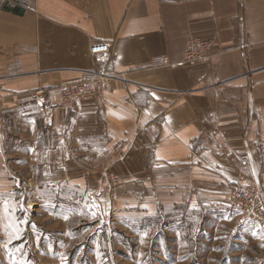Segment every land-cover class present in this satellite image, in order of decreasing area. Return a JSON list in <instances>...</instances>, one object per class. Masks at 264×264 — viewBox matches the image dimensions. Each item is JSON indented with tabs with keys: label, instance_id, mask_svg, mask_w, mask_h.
I'll return each instance as SVG.
<instances>
[{
	"label": "crops",
	"instance_id": "1",
	"mask_svg": "<svg viewBox=\"0 0 264 264\" xmlns=\"http://www.w3.org/2000/svg\"><path fill=\"white\" fill-rule=\"evenodd\" d=\"M191 36L211 42L207 63L183 64ZM97 42L110 86L63 101L59 86L100 68ZM0 96V226L27 232L20 197L32 216L58 202L60 222L81 212L70 200L126 227L174 204L219 220L229 184L264 183V0H0ZM235 223L204 259L264 264L257 226Z\"/></svg>",
	"mask_w": 264,
	"mask_h": 264
},
{
	"label": "rangeland",
	"instance_id": "2",
	"mask_svg": "<svg viewBox=\"0 0 264 264\" xmlns=\"http://www.w3.org/2000/svg\"><path fill=\"white\" fill-rule=\"evenodd\" d=\"M114 178L117 182L116 176H110V179ZM86 203L75 200L65 202L61 210L66 208L67 212L73 209L81 212L76 216L69 213L60 222L58 202L51 200L45 203L43 208L47 210L44 211L39 207L31 209L34 211L32 216L22 209L20 197L16 210L17 213H24L19 221L27 232L15 233L14 225L17 224L12 223L15 219L9 216L3 218L4 226H0V264H82L84 259L95 262L98 258L104 264H188V260L189 264L193 263L192 260H198L196 264H213L212 257L204 259L210 238L218 237L222 231L231 236L235 221L244 224L252 222L257 229L249 236L254 240H264L260 225L243 220L240 211L230 205L224 209L232 213L214 220L205 210L194 213L187 205L174 204L166 208L178 210L176 215L170 213L171 216L133 222L126 227L118 219L95 220L97 217L87 216L90 207ZM250 242L244 252L255 251Z\"/></svg>",
	"mask_w": 264,
	"mask_h": 264
},
{
	"label": "built area",
	"instance_id": "3",
	"mask_svg": "<svg viewBox=\"0 0 264 264\" xmlns=\"http://www.w3.org/2000/svg\"><path fill=\"white\" fill-rule=\"evenodd\" d=\"M245 45L242 46L244 48ZM90 53L94 61L100 65L99 69L85 70L78 80L58 87L63 101L70 103L84 97H94L100 91L108 88L114 74L107 72L104 65L109 58L110 45L108 42H97L90 46ZM211 57V42L198 36H191L187 41L183 58L184 65L207 63ZM166 57H157L153 65L166 63ZM1 99V96H0ZM260 156L264 158V141L259 145ZM116 178L110 179L114 183ZM227 198L231 206L237 208L243 220L258 223L264 231V183L254 185L227 186Z\"/></svg>",
	"mask_w": 264,
	"mask_h": 264
}]
</instances>
